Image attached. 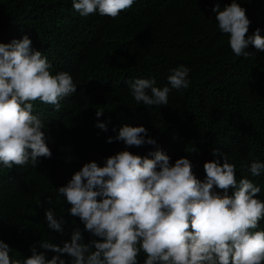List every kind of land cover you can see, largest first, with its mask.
Returning <instances> with one entry per match:
<instances>
[{"label":"trees","instance_id":"trees-1","mask_svg":"<svg viewBox=\"0 0 264 264\" xmlns=\"http://www.w3.org/2000/svg\"><path fill=\"white\" fill-rule=\"evenodd\" d=\"M214 3L222 10L231 0H135L111 19L98 13L82 17L71 0H0V43L27 35L52 74L68 72L77 85V92L61 101L60 111L33 104V114L45 123L51 158L39 157L36 167L0 165V240L12 249V258L29 257L35 246L51 259L56 254L40 249L38 241L62 247L74 228L81 230L83 243L99 239L68 214L70 205L56 189L85 163L103 167L108 156L123 150L148 158L160 150L170 163L185 157L203 181L205 162L223 163L212 154L218 149L235 165L237 181L252 180L261 188L257 198L264 201V173L252 177L241 167L264 163V51L250 44L251 57L235 56L228 35L218 30ZM237 3L250 20L247 35L260 29L264 37V0ZM179 65L190 69L187 89L172 90L167 106L135 103L128 81L154 79L163 87ZM96 110L104 112L97 117ZM97 122L106 123L108 131L95 127ZM124 125L145 127L156 144L129 148L106 142ZM46 209L63 217V234L47 227ZM257 230H264V219ZM61 258L70 264L66 254ZM144 259L141 253L140 264Z\"/></svg>","mask_w":264,"mask_h":264},{"label":"clouds","instance_id":"clouds-1","mask_svg":"<svg viewBox=\"0 0 264 264\" xmlns=\"http://www.w3.org/2000/svg\"><path fill=\"white\" fill-rule=\"evenodd\" d=\"M135 0H71L82 17L93 14L116 19L127 12ZM212 12L220 33L227 34L231 52L249 58L251 44L264 51L260 29L248 36L250 20L246 9L231 0L222 10L214 3ZM51 65L39 50L32 48L27 35L0 43V165L5 169L36 167L38 158H51L46 144L45 123L33 114V104L61 109V101L77 92L71 74H52ZM190 69L179 65L171 69L167 85L157 87L154 79L127 82L137 105L167 106L172 90L187 89ZM103 110H96L100 117ZM95 127L107 132V124ZM126 147L155 145L143 126L120 127L109 137ZM192 151H195L193 148ZM218 160L203 164L204 180L195 177L189 159L170 163L160 150L147 156L123 150L108 156L103 167L85 163L64 186L56 189L70 207L68 214L78 217L84 231L99 239L83 243L82 232L74 228L70 241L62 247L39 240L40 249L51 251V259L32 246L27 258L14 259L12 249L0 240V264H264V230H257L264 219V201L257 198L261 188L248 178L237 181L235 165L225 154L212 149ZM252 177L264 173V163L241 165ZM214 189H218L219 192ZM232 189V195H229ZM51 204V199L47 200ZM47 227L63 234V217L46 209Z\"/></svg>","mask_w":264,"mask_h":264}]
</instances>
